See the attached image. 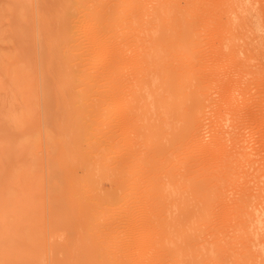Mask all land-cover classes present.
<instances>
[{
	"label": "rangeland",
	"instance_id": "rangeland-1",
	"mask_svg": "<svg viewBox=\"0 0 264 264\" xmlns=\"http://www.w3.org/2000/svg\"><path fill=\"white\" fill-rule=\"evenodd\" d=\"M49 1L0 0V213L10 218L12 212H15L17 219L26 222L22 224V239L7 242L6 238L0 237V257L15 252L29 257L28 264H34V261L40 258L44 261L42 264H75L78 260L82 263L81 259L85 254L87 257L85 261L89 258L87 261L89 262L91 256L97 253L95 251H98V247H91L94 244L91 243L94 241L92 235L102 228L106 231L108 226L103 227L101 224L108 221L112 226L120 219L116 224L124 226L123 224L130 223L129 219L132 217L124 216L125 207L130 205L129 208L138 209V205L135 204H139L136 203L138 202L136 198L141 191L131 189L132 181L143 178L137 170L146 160L149 170L147 169L144 175L148 174V182L156 185L150 184L154 186L153 189L144 184L145 190L148 191L147 193L145 191L144 195L148 194L150 197L152 190L151 193L155 197L151 196V198L157 205L154 204V207L150 206L149 209L146 207L145 211L155 216V219L152 215L151 218L157 221L153 220L156 227L155 224H151L152 221L149 226L146 224V229L138 225L140 222L136 211L137 218L136 216L134 218L139 227L137 225L129 227L130 224L125 225L126 227H118L115 224L117 227L113 225L112 228L114 230L125 228L126 232L133 228L130 230L132 233L134 228H141L137 231L144 232L145 229L148 233L149 228L152 229L153 226L155 230L162 224L172 227L169 229L166 226L165 229L168 230L163 233L164 226L162 225L164 231L160 230V226L158 229L163 234L158 235L159 237H156L158 233L154 234L156 232L154 229L150 230L155 239L150 237V233L147 237L152 238L156 245L148 242L149 238L143 239L146 245L149 243V246L147 245L149 248L144 247L142 243L146 232H140L137 239L136 236H132L136 230L131 233L132 235L130 232V235L125 232L143 244V247L137 244L142 252H138V248L134 249V246L137 247L133 245L135 240L131 237L129 238L133 241L128 237L123 238V235L127 236L126 234L120 235L123 240L128 238L127 241L132 243L126 245L130 244L129 246L134 249L132 252L133 249L129 246L128 249L123 248L126 239L121 243L120 237L121 240L117 243L121 244H115L119 245L122 252H126V257L127 255L137 257L136 253L141 252L146 253L148 259L153 258V254L159 259L161 256L157 251L162 249L161 253H158L163 255L164 258L161 259H164V264H242L243 256L246 264L251 259L248 264H264V223L251 222V219L254 220V213L261 215L260 219L264 218L262 215L264 214V0H127L120 19L114 21L111 17L108 23L118 33L124 32L126 26H129L131 44L129 49L123 52V61L125 60L123 65L130 63L129 58L132 55H139L141 60L138 64L127 66L126 71H129L131 77L126 76L124 78L128 79L118 82L122 94L117 100L109 96V99L115 100L106 101L110 102V107L106 105L103 96L101 97L104 104L101 102L100 95L98 97L94 92V86L85 80L86 75L95 77L102 70L103 65L90 66V58L85 46H71L66 38L58 34L59 25L68 20H70L68 27L72 30L76 28L74 16L79 15L77 8L72 2H65V14L62 16L60 14L62 4L58 7V0H54L51 4ZM115 1L93 0V3L97 7L102 4L112 6ZM71 54L75 55L76 61L67 68L75 74L76 79L64 81L67 83L65 88L62 86L63 80L47 72L44 58L51 57L54 63H60L62 58L67 59ZM136 79H139L140 85L143 84L144 87L133 92L139 84ZM173 88L176 91H173ZM96 103H99L97 104L99 107L94 106ZM167 104L170 109L167 108ZM83 106L88 107L90 115H81ZM96 111L99 113L95 114ZM163 113L166 115L165 118ZM119 114H125L123 118L127 116L128 122L134 121L125 124L124 128L129 125L127 131L123 127V131L120 130L122 128L116 125L115 121L109 120L110 123L114 122L111 123L114 128L106 124L105 120L108 121L110 117L116 120ZM97 115L100 117L106 115V117L103 116L102 123L97 121L92 127L97 125L102 129L101 132L104 131L106 134L109 132L107 135H102L98 127L99 130L97 131V128L95 130L96 134H99H95L94 138L90 137L91 141H89L83 128L90 125V122L95 120V116L101 122ZM129 115H132V118ZM104 118L106 123L103 122ZM190 123L195 126H190ZM194 129H196V137L190 134ZM114 130L116 133L120 131V135L123 132L126 134L119 135L121 139L119 137L116 139L114 136L116 142L122 141H118L117 144L121 143V147L116 144H114L116 147L109 146L110 143L115 142L107 139ZM180 130L185 137H181ZM178 137L182 142L178 140V143L176 140L179 139ZM125 141L129 143L131 141L134 155L137 154L133 156L134 159L130 152L128 153V148L122 147ZM197 144L199 147L195 146ZM81 147L83 150L89 147L92 153L86 151L87 158L91 157L85 160L88 162L86 167L80 165L81 162H85L79 160L83 159L79 154ZM148 155L153 157L150 158L151 156ZM109 157L115 160L111 161ZM123 157H126L125 160H122ZM199 158L201 164L199 162L197 168L195 165ZM100 164L111 168L107 167L106 170L105 166L104 169ZM117 164L122 165L123 167L118 166L124 170L116 166ZM94 170L98 173L94 174ZM93 176L95 183H101L99 184L101 189L98 185L95 189L97 193L89 192L95 195L90 196L92 194L88 195V192L87 197L80 195L79 181L83 178L89 180L88 177L92 179ZM105 177L107 181L104 180ZM213 183L214 192H221L218 191L221 189L222 194L216 193L218 196H213L210 191L202 194L200 190L192 189L193 185L196 188L198 184L211 186ZM118 186L122 190L125 187V193L129 189L134 191L132 193L129 190L131 193H126L124 200L129 198L128 195H132L130 200L120 201L121 204L124 201L123 206L117 204L115 200L117 191L114 194L115 199L113 194L107 197L116 189L121 193L122 190L117 188ZM126 186L129 188L127 189ZM156 187L160 188L157 190ZM98 189L102 192L100 193ZM102 193L101 200L108 202L111 198L114 200L110 203L115 207L114 209L112 206H105V201L102 202V206L99 205ZM157 193H160L159 196ZM141 194L138 197L140 200L137 199L139 202L143 197ZM122 195L117 194L118 197ZM133 195L136 197L133 198ZM244 196L245 200L242 202L239 198L242 199ZM92 197L95 198L90 202L92 204L89 207L88 201ZM83 198L89 199L88 201L84 199L87 204L83 203L85 202ZM82 203L88 206V211ZM93 204H96V207L101 206V212L99 207L96 208ZM161 204H164V208L159 210L158 205ZM151 207L157 211H153ZM108 209L115 212L112 213ZM80 210L81 212L85 210V214L90 210L92 212H89V216L92 213L96 216L85 217L84 212L80 213ZM200 210H202L201 214L198 213ZM102 211L105 215H102ZM164 212L166 214H163ZM80 214L84 216L81 217ZM111 214L112 217H109ZM113 214L117 215L116 218ZM125 217L126 219L128 217L127 223L124 222ZM156 217L161 218L156 219ZM87 218L89 223L92 218V220L97 219L99 223L98 225L97 220H94L99 230L94 233L88 232L90 235L86 234L87 228L91 230L87 227ZM81 219L86 223L82 225ZM107 228L109 230L110 226ZM111 229L108 232L113 230ZM25 230L29 234V240L28 236H25ZM121 230L120 232L124 233ZM120 232L115 233L119 235ZM100 233L97 234L99 237L102 235ZM106 234H103L105 239L107 236L110 237L108 233ZM141 236L142 238L139 239ZM108 237L109 240L115 239ZM98 238L95 235V241ZM161 241L164 242L160 243ZM153 245L157 248L151 247ZM93 247L96 248L94 251ZM150 247L155 249L156 253L149 251ZM114 249L116 248H112L113 251ZM164 249L167 252L164 253ZM90 250L91 256L86 255ZM128 250L136 253L133 255ZM171 250L175 254H172ZM141 255L139 260L137 257L134 262L143 260ZM125 256H122L124 260ZM129 257L127 258L130 259ZM146 257L144 255V258ZM133 258L130 259L131 261L127 259L129 264ZM92 260L88 264H94V257ZM127 261L125 260L126 263ZM134 262L131 264H135ZM147 262L146 260L144 263Z\"/></svg>",
	"mask_w": 264,
	"mask_h": 264
},
{
	"label": "bare ground",
	"instance_id": "bare-ground-1",
	"mask_svg": "<svg viewBox=\"0 0 264 264\" xmlns=\"http://www.w3.org/2000/svg\"><path fill=\"white\" fill-rule=\"evenodd\" d=\"M72 2L73 4H74V6H75V8H77V10H78V12L79 13H77V14H79L78 16H74V17H76V28L74 29V30H72V29H70L68 26H70L69 25V21L70 20H68L67 22H64L63 24H61V25H59V28H58V34H59V36L60 37H62V38H66L68 41H69V43H71V46H75V47H78V46H85V48H86V50H87V52H88V56H89V58H90V66H92V67H95L97 64H101V65H103L102 66V70H100V72L94 77H91V76H89V75H86V81L88 82V83H91L93 86H94V92H95V94L99 97V95H100V100H101V102L103 101V98L101 97V96H103L104 97V99H105V103H106V105L108 106L109 104H110V102H106L108 99H109V96L110 97H112V99H116L117 100V97H119V96H121V94H122V90H120V88L118 87V82L119 81H121V80H125V79H128L129 77H131V76H129L130 74H129V71L127 72L126 71V68L128 69V65H132V64H138L139 63V61L141 60V58H140V56L139 55H132L129 59H131L130 60V63H128L126 66L125 65H123V63L125 62V60L123 61V52L125 51V50H128L129 49V47H130V44H131V42H130V30H129V26L127 25L126 26V30L124 31V32H122V33H118L117 31H115L112 27H111V25L108 23L109 22V20H110V18L111 17H113L114 18V21H118L119 19H120V15H121V13L123 12V6H124V4H125V2L127 1V0H116L115 2H114V4L112 5V6H110V5H103L102 3V5L101 6H99V7H97V5L95 6V4L93 3V0H58L57 1V6L58 7H60V5L62 4V9H61V12H60V14L62 15V16H64L63 14H65V2ZM54 3V0H50L49 1V3L51 4V3ZM73 17V18H74ZM21 47H28V46H21ZM51 53V52H50ZM49 58V59H48ZM48 58H44V61H45V64L47 65V72L48 73H52L54 76H56L58 79H60V80H63L62 81V83H64L62 86L63 87H67L66 85H67V83H65V82H68V81H70V80H74V79H76V76H75V74H73L72 72H70L69 71V67L68 66H70V65H72V64H74L75 63V61H76V58H75V55L74 54H71L67 59L66 58H62V61L60 62V63H54V61H52L51 60V57H48ZM128 59V60H129ZM51 61V62H50ZM68 67V68H67ZM128 75H127V74ZM128 77V78H124V77ZM137 80V79H136ZM65 81V82H64ZM138 82H139V79L137 80ZM141 81V80H140ZM101 82V84H99ZM141 82H143V80L141 81ZM145 83V82H144ZM141 83L139 82V84L136 86V88H134L133 89V92H136V91H138V90H142V88L144 87V85L142 84V86L140 85ZM148 84H149V82H148ZM146 85V84H145ZM153 91V90H152ZM156 91H158V90H156ZM173 91H176V89L174 90V88H173ZM149 93H151V92H149ZM155 93V92H154ZM104 94H105V96H104ZM156 94H157V92H156ZM106 95H107V97H106ZM96 96V97H97ZM116 96V98H114ZM161 96V95H160ZM163 96V95H162ZM106 97V98H105ZM97 99V98H96ZM112 99L110 98L109 99V101H112ZM162 100V99H161ZM97 101V100H96ZM113 101H115V100H113ZM112 101V102H113ZM197 101V103H198V100H196ZM112 102H111V105H112ZM121 102V101H120ZM103 104H104V102H102ZM119 103V102H118ZM199 103H200V101H199ZM99 105V103H96V105H94L95 107L96 106H98ZM106 106V108H109L110 107V105H109V107H107ZM167 106V108L169 107L168 106V104L166 105ZM99 107V106H98ZM115 108H116V106H114ZM118 107V106H117ZM122 106H120V108H121ZM165 107V106H164ZM112 108V107H111ZM168 109H170V108H168ZM168 109H166L165 111L167 112V110ZM89 111V109H88V107H84L83 106V108H82V110L81 111H83L82 113H81V115L83 114V115H85V114H87V115H90V111L89 112H86V111ZM113 110V109H112ZM121 110V109H120ZM123 110V109H122ZM105 111V110H104ZM114 111H116V110H114ZM128 111V110H127ZM127 111H126V113H127ZM107 112H109V111H107ZM123 112V111H122ZM165 112V113H166ZM169 112V111H168ZM97 113H99V111H96V113L95 114H97ZM103 113V112H102ZM106 113V112H105ZM111 113V112H110ZM125 113V114H126ZM129 113V112H128ZM127 113V114H128ZM132 113V112H131ZM165 113H163V117L165 116L166 117V115H164ZM114 114H115V112H114ZM125 114H123V115H125ZM130 114V113H129ZM87 115H85V116H87ZM120 115V114H119ZM118 115V116H119ZM123 115H120V116H122V117H118L116 120H112L113 118H109L108 119V121L110 120V121H115V124L116 125H119L121 128L123 127H125V124H128V123H130V122H132V121H130L129 120V122L127 121V119L126 118H128L127 116H124V117H126V118H123ZM168 115V114H167ZM102 116V115H101ZM104 116V115H103ZM103 116L102 117H100V116H98L97 115V117L98 118H100L101 119V122H99L100 120L99 119H96V116H95V120H93V122H90V125H88V126H86L85 128H83V130H85V134H86V136H88V137H86L89 141H91L90 140V137L91 138H94V135L97 133L96 132V130L98 131L99 130V126H97V125H95V127H92V125H94V124H96V122L97 123H102V118H103ZM130 116V118H132V115H129ZM104 117H106V115L104 116ZM108 117V116H107ZM163 117H161V118H163ZM164 117V118H165ZM168 117V116H167ZM107 119V118H106ZM168 118H166V120H167ZM104 120H105V118L103 119V122H104ZM133 120V119H132ZM163 120V119H162ZM165 120V119H164ZM106 122H104V123H106L107 124V126L109 127H111L112 125H111V123H110V121L108 122L107 120H105ZM134 122V121H133ZM132 122V123H133ZM166 122V121H165ZM168 122V121H167ZM186 122V121H185ZM114 123V122H113ZM112 123V124H113ZM150 123V122H149ZM187 123V122H186ZM186 123H184V124H186ZM195 123V122H194ZM110 124V125H109ZM114 124V125H115ZM158 124V123H157ZM162 124V123H161ZM166 124V123H165ZM168 124H169V122H168ZM189 124V123H188ZM115 125V126H116ZM149 125V124H148ZM147 125V126H148ZM187 125V124H186ZM190 126H193V123H192V125H191V123H190ZM195 126V125H194ZM193 126V127H194ZM99 127V128H98ZM127 127H129V125L128 126H126V128ZM132 127V126H131ZM150 127H151V125H150ZM163 127V126H162ZM183 127V126H182ZM186 127V126H185ZM189 127V126H188ZM88 128H89V133L92 131V129H93V132H91L90 134L89 133H87L88 132ZM92 128V129H91ZM97 128V129H96ZM112 128H114L113 126H112ZM123 128L122 129H120V130H122L123 131ZM126 128H124V129H126ZM153 128H155V127H153ZM96 129V130H95ZM117 129H119V127H117ZM133 129V128H132ZM191 130H192V128H190ZM131 130V129H130ZM153 130V129H152ZM156 130V129H155ZM159 130V129H158ZM102 131V129L100 128V131H99V133H102V135H107L108 134V132H107V134L106 133H104V131L103 132H101ZM125 131V130H124ZM126 131H127V129H126ZM165 131V130H164ZM163 131V132H164ZM183 131L185 132V130L183 129ZM188 131V129L186 128V132ZM196 129H194V131H193V133H190V134H192L194 137H196ZM114 133H112L111 132V134L109 135V137L107 138V139H109V140H114L115 142H113V144L112 143H110L109 144V146L110 147H112V145H114V144H118L119 142H122L121 140H118L117 142H116V139H118V138H116V137H119V135H120V131H119V133H118V135H117V133L115 132V130L113 131ZM160 132V131H159ZM162 132V133H163ZM183 132V133H184ZM98 133V134H99ZM161 133V134H162ZM177 133H178V131H177ZM180 133H181V130H180ZM179 133V134H180ZM189 133V132H188ZM98 134H96V135H98ZM116 134V135H115ZM164 134V133H163ZM171 134V133H170ZM186 134V133H185ZM96 135H95V137H96ZM101 135V134H100ZM122 135H126V134H124V132L123 133H121V135L120 136H122ZM156 135V134H155ZM181 137H185V135L183 136V134L181 133ZM114 136H115V138H114ZM130 136V135H129ZM192 136V137H193ZM104 137H107V136H104ZM103 137V138H104ZM126 137V136H125ZM159 137V136H158ZM161 137V136H160ZM164 136H162V138H163ZM112 138V139H111ZM120 139H121V137H119ZM179 139H176L177 141L179 140L180 142H182L181 141V139H180V137H178ZM62 139V138H61ZM105 139V138H104ZM107 139H105V141L106 142H108L107 141ZM125 139V138H124ZM129 139V138H128ZM183 139V138H182ZM63 141H64V139H62ZM127 140V139H126ZM158 140H160V139H158ZM129 141V140H128ZM177 141H175L176 142V144H178L179 143V141H178V143H177ZM196 141V140H195ZM198 141V140H197ZM106 142H105V144H106ZM126 142V141H125ZM159 142V141H158ZM175 142H174V144H175ZM199 142V141H198ZM104 143V142H103ZM129 142H126V143H123V145H122V147L124 146V147H126V148H128V153L130 152V154H131V156H132V158L134 159V157L137 155H134V151H133V149L131 148V141H130V143L128 144ZM87 144H89V143H87ZM172 144V143H171ZM175 144V145H176ZM194 144V143H193ZM196 144V143H195ZM199 144H200V142H199ZM60 145H64V144H62V143H60ZM116 145H114L115 147H116ZM106 146V145H105ZM118 147H121V143H120V145H117ZM128 146V147H127ZM196 147L198 146V144L197 145H195ZM98 146H96V148H97ZM101 147V146H100ZM108 147V144H107V146H106V148ZM199 147V146H198ZM89 148V147H88ZM87 148V150H89L90 151V148L88 149ZM96 148L94 149L95 151H96ZM103 148V147H102ZM109 148V147H108ZM107 148V149H108ZM206 148H209V147H206ZM212 148V147H211ZM86 149L85 150H83V148L81 147L80 148V151H79V154L81 155V157H83V159H79L80 161L81 160H86V159H90L91 157H89V158H87V152H89V151H87ZM92 150H93V148H92ZM119 150V149H118ZM123 150V149H122ZM87 151V152H86ZM95 151H92V152H94L95 153ZM126 151V150H125ZM90 153H91V151H90ZM112 153V152H111ZM117 153V152H116ZM92 154V153H91ZM90 154V155H91ZM97 154H98V152H97ZM113 154V153H112ZM119 154V153H118ZM115 155V154H114ZM141 155V154H140ZM92 156V155H91ZM121 156V155H120ZM134 156V157H133ZM142 156V155H141ZM143 156H145L146 157V155H143ZM149 156H151V155H148V157ZM96 157H97V155H96ZM114 157V156H113ZM113 157H109V158H111L110 160L112 161H114L115 159H112ZM119 157V156H118ZM130 157V155H128V157L127 158H129ZM144 157V158H145ZM153 157V155L150 157V158H152ZM98 158V157H97ZM126 158V157H125ZM125 158L123 157V159L122 160H125ZM131 158V159H132ZM140 158V157H139ZM94 159V158H93ZM146 159V158H145ZM144 159V160H145ZM156 159V158H155ZM202 159H203V157H202ZM201 159V160H202ZM120 160V158L118 159V161ZM80 161H78L79 163H80ZM89 161V160H88ZM97 161V160H96ZM101 161V160H100ZM121 161V160H120ZM119 161V162H120ZM135 161V160H134ZM141 161V160H140ZM146 161V160H145ZM145 161H143V165L140 167V169L139 170H137V171H139V174H140V176L141 177H143V178H140V179H138V178H136V179H138L137 181L136 180H133L132 181V183H133V185H132V188H131V186H130V188L132 189V190H134V188H135V190L138 192V190L139 191H141V195L143 196V197H141V201H143V202H139V200H140V198H138V197H140L139 195H138V197L136 198V201H138V202H136V203H139V204H141V205H139V204H135V205H138V209H140V210H138L137 209V207H135L136 208V210L134 209V208H132V207H128V206H130V205H128L127 207H125L126 208V211H125V213H124V216H128L129 218H130V216H132L130 219H129V222L130 223H127V219H128V217H127V219H126V217H125V220H124V222L125 223H127V224H130V225H128L129 227L130 226H135V225H137L138 224V222H140L138 225H140L141 227L142 226H144L143 228H145L146 227V224H147V226H149V223H150V221H152L151 222V224L153 225V224H155L154 226L156 227V223H154V221H156V220H154L155 218V216L154 215H152V214H149V213H147L148 211H145V209H147L148 207H150V206H153L154 204H155V206L157 205V203H156V201H154V197L155 196H153L154 194H152L153 192H152V190H150L149 192H150V194H151V196H153V198H151V196L149 197L148 196V194H146L149 198H147V196L146 195H144V192L145 193H147L148 191L147 190H145V188H146V186L147 187H153V189H155L154 188V186L156 185L155 183H153L154 184V186H151L150 184H152V182L151 183H149L148 181H149V179H148V174L147 175H144L145 173V171L148 169V166H147V164L145 163ZM148 161V160H147ZM90 162V161H89ZM93 162V161H92ZM102 162H104V161H102ZM139 162V161H138ZM150 162V161H149ZM199 162H200V158H199V160L197 161V165H195V167H199V165L201 164V162H200V164H199ZM203 162H204V159H203ZM86 163H88L87 161H85V162H81V164L80 165H83V166H85L86 167ZM122 162H120V164H121ZM139 163H141V162H139ZM138 163V164H139ZM91 164V163H90ZM98 164V161H97V163H96V165ZM106 164V163H105ZM112 164H114V163H112ZM115 164H116V162H115ZM120 164H117L116 166H121V167H123L122 165H120ZM193 164H196V163H193ZM204 164V163H203ZM101 165V164H100ZM99 165V166H100ZM103 165V164H102ZM100 166V167H103L104 168V166ZM141 165V164H140ZM88 166H90L89 164H88ZM118 166V167H119ZM96 167H98V166H96ZM99 167V168H100ZM107 167H110L111 168V166H107ZM107 167L105 166V168H106V170H107ZM113 167H115L114 165H113ZM104 168V169H105ZM109 168V169H110ZM120 168V167H119ZM118 168V169H119ZM193 168V167H192ZM92 169V168H91ZM116 169V168H115ZM117 169V170H118ZM122 171L124 170V168H120ZM90 170V169H89ZM97 170V169H96ZM120 170V171H121ZM149 170V169H148ZM189 170V169H188ZM258 170V169H257ZM95 171V170H94ZM98 171H99V169H98ZM120 171H119V174H120ZM122 171H121V174H122ZM151 171V170H150ZM149 171V172H150ZM164 171H166V170H164ZM163 171V172H164ZM260 171V170H259ZM97 171H95V172H93L94 174L96 173ZM98 173V172H97ZM100 173V172H99ZM150 173H152V172H150ZM112 174V173H111ZM138 174V173H137ZM171 174V173H170ZM179 174V173H178ZM98 175H100V174H98ZM104 175H105V173L103 174V176L102 177H104ZM151 175V174H150ZM183 175V174H182ZM91 176V175H90ZM101 176V175H100ZM109 176H110V174H109ZM108 176V177H109ZM123 176V175H122ZM152 176V175H151ZM176 176H178V175H176ZM107 177V178H108ZM139 177V176H138ZM95 178V176H93V178L91 179L90 177H88V179L89 180H87V179H85V178H83L82 180H80L79 181V183H80V186H79V192H80V195H82L83 194V196L85 195V197H87V192H88V195H90V194H92V195H90V196H93V194L94 193H97L96 191L97 190H95V189H97L96 188V186H98L99 184H101V183H99V184H97V183H95L94 182V179ZM99 178V177H98ZM101 178V177H100ZM124 178V177H123ZM122 178V181L123 182H125V180ZM126 178V177H125ZM169 178V177H168ZM176 178V177H175ZM94 179V180H93ZM119 179V178H118ZM151 180H152V178H150ZM166 179H167V176H166ZM104 180H106L107 181V179H106V177H105V179ZM141 180H142V182H141ZM168 180H170V179H168ZM173 180H175V179H173ZM147 181V182H146ZM154 181V180H153ZM164 181V180H163ZM166 181V180H165ZM100 182V181H99ZM121 182V181H120ZM119 182V183H120ZM131 181H129V183H130ZM138 183V184H135V183ZM160 182V181H159ZM170 182V181H169ZM222 181L220 180V183H221ZM128 182H126V184H127ZM141 183L144 185H142L141 186ZM161 183V182H160ZM166 183H167V181H166ZM165 183V184H166ZM219 183V184H220ZM124 184V183H123ZM152 184V185H153ZM168 184V183H167ZM176 184V183H175ZM117 185V184H116ZM120 185V184H119ZM125 185V184H124ZM135 185V186H134ZM136 185H137V187H136ZM172 185H174V184H172ZM215 184L213 183V184H211V186L209 185V186H207L206 184H204V185H202V184H198V185H196L195 187L196 188H194V185L192 186L193 188L192 189H195V190H197V191H201L202 192V194H205V192L207 191V192H211L212 193V195L213 196H218V195H216V193H217V191L216 192H214L215 190V188H213L212 189V187L214 186ZM56 187L57 186H55V189H56ZM100 189H101V187H100V185L98 186ZM158 187V186H157ZM156 187V188H157ZM219 187V186H218ZM260 187H262V186H260ZM117 188H119V186L117 187ZM124 189H125V187H123ZM126 188L128 189L129 187L128 186H126ZM144 190H143V189ZM160 188V187H159ZM159 188H157V190L159 189ZM220 188V187H219ZM218 188V189H219ZM120 190H122V188L120 187L119 188ZM123 189V190H124ZM131 189H129L130 191H131ZM138 189V190H137ZM143 190V192H142V190ZM148 189V188H147ZM151 189V188H150ZM161 189H163V188H161ZM262 189V188H261ZM58 190V189H57ZM60 190V189H59ZM120 191L121 193H119V190H114L115 192L114 193H111V195L109 194L108 195V193H106V196L107 197H109V196H112V194H113V198H114V194H116V191H117V194L118 195H122L123 193H125V190L124 191ZM129 190H127L126 191V193L127 192H129V193H131ZM176 190V189H175ZM263 190V189H262ZM93 191H95L94 193H89V192H93ZM98 191H99V189H98ZM218 191H221L222 192V190L220 189V190H218ZM58 192V191H57ZM100 193L102 192V190H100L99 191ZM106 192V191H105ZM104 192V193H105ZM107 192H109V191H107ZM123 192V193H122ZM221 192H218L217 194H222ZM263 192V191H262ZM126 193L125 194H123L122 196H117V194H116V199L115 200H117V204H120L121 206H123L124 204V201H126L127 199L128 200H130L129 198H132V195L130 196V195H128L129 196V198H127L126 200H124L125 198H126ZM132 193H134V191L132 192ZM161 193V192H160ZM159 193V194H160ZM128 194V193H127ZM159 194L157 193V195L159 196ZM78 196V199L80 200L81 198H79V197H81V196ZM95 195V194H94ZM124 195H125V197H124ZM137 195V194H136ZM155 195H156V193H155ZM162 195V194H161ZM239 195V194H238ZM237 195V196H238ZM241 195V194H240ZM243 195H245V194H243ZM82 196V197H83ZM90 196H89V198H90ZM98 196V195H97ZM97 196H95V197H97ZM103 193H102V195H101V197H100V200L101 199H103ZM104 196H105V194H104ZM105 196V199L107 198ZM264 196V195H263ZM94 197V198H95ZM117 197H118V199H117ZM122 197V198H121ZM136 197V196H135ZM134 197V195H133V198H135ZM238 197H240V196H238ZM93 197H92V199H90V201H88L89 199H87V198H83V200L85 199H87V201L89 202V207H90V205L92 204V203H90L93 199H94ZM98 198V197H97ZM111 198V197H110ZM157 198V197H156ZM159 198V197H158ZM77 199V200H78ZM109 199V198H108ZM121 199V200H120ZM137 199H139V200H137ZM238 199V198H237ZM241 201L243 200H245V196H244V198L242 197V199L241 198H239ZM78 200V201H79ZM84 200V201H85ZM98 200V199H97ZM122 200H124L123 201V205L120 203V201H122ZM132 200V199H131ZM155 200H157V199H155ZM160 200V198L158 199V201ZM163 200V199H162ZM161 200V201H162ZM106 202V203H104V205L106 206H112V208L114 209L115 207H113V205H111L110 203L112 202V201H114V200H112V198L111 199H109V201L110 202H108V200H101V203L99 202V205H101V204H103L102 202ZM132 201H134V200H132ZM157 201V202H158ZM237 201H239V200H237ZM242 201V202H243ZM151 202V203H150ZM166 202V201H165ZM83 203H85V204H87V202L85 201V202H83ZM82 203V206H85L84 204ZM95 203V202H94ZM96 203H98V202H96ZM126 203V202H125ZM153 203V204H152ZM161 203H163V201L161 202ZM239 203H240V201H239ZM134 204V203H133ZM152 204V205H151ZM159 205H160V202L158 203ZM95 207H96V204H93ZM158 205V208H160L159 210H162V208H164V204H161V206H159ZM29 206V205H28ZM102 206V205H101ZM101 206H97V207H99L98 209L100 210V212H101V210L102 209H100L101 208ZM131 206H132V204H131ZM163 206V207H162ZM86 207V206H85ZM96 207V208H97ZM147 207V208H146ZM154 207V206H153ZM88 208V206L85 208V209H87ZM94 208V207H93ZM93 208H92V210H93ZM108 208V207H107ZM111 208V207H110ZM111 208V209H112ZM124 208V207H123ZM122 208V209H123ZM124 208V209H125ZM130 210H129V209ZM132 208V209H131ZM156 208V207H155ZM80 209H81V207H80ZM82 209H83V207H82ZM120 209V208H119ZM149 209V208H148ZM151 209L153 210V208L151 207ZM91 210V209H90ZM89 210V212H92V211H90ZM105 210H107V209H105ZM109 210V209H108ZM155 211H157V209H154ZM153 210V211H154ZM203 210V209H202ZM202 210H200V211H198V213L199 214H201V211ZM87 211H88V209H87ZM97 211V210H96ZM110 211V210H109ZM116 211H118V210H116ZM122 212H124L123 210H121ZM129 211L131 212V213H129ZM139 213H137V212ZM84 212V214H85V210H82V212H81V210H80V213H83ZM88 212V214H85V217H86V215L87 216H89V213ZM98 212V211H97ZM110 212H112V213H114L115 211H113V210H111ZM127 212V213H126ZM135 212V213H134ZM143 212V213H142ZM148 214H146V213ZM159 212V211H158ZM96 213V212H95ZM129 213V214H128ZM133 213V214H132ZM137 213V215H138V218H137V215H135ZM156 213V212H155ZM187 213V212H186ZM185 213V214H186ZM84 214H80V216L81 217H83L84 216ZM101 214V213H100ZM105 215V213L102 211V215ZM119 215H120V213H118ZM163 214H166L165 212L163 213ZM255 214V216H253L254 217V220L253 219H251L252 221V223L253 222H255V223H257V224H261L262 222L264 223V218H262V219H260V216L261 215H258L257 213H254ZM260 214V213H259ZM93 213L89 216L90 218L91 217H94V216H96V215H93ZM102 215H100V216H102ZM122 215V214H121ZM130 215V216H129ZM153 216V218L154 219H152L151 217ZM162 215V214H161ZM262 215H264V214H262ZM113 216H114V214H113ZM117 216V215H116ZM116 216H114L115 218H116ZM123 216V215H122ZM123 216V217H124ZM136 216V218L137 219H139L138 220V222H137V220H136V218H134ZM167 216V215H166ZM80 217V218H81ZM88 217V218H89ZM109 217H112V214H111V216H109ZM163 219L165 218V216L163 217V216H161ZM161 217H159V218H157L156 217V219H160ZM185 217H187V216H185ZM252 217V218H253ZM11 218V219H10ZM8 217L7 215H5L4 213H0V237H4V238H6V241L7 242H9V241H13V240H17V239H22L21 238V234H22V224L24 223H26V222H24V221H20L19 219H17L16 218V214H15V212H12V215H11V217ZM88 218L86 219V221L88 222ZM119 218V217H118ZM121 218V217H120ZM250 218H251V215H250ZM28 219V218H27ZM82 219H84V218H82ZM82 219H81V224L83 225L84 223H86L85 221H82ZM93 219V218H92ZM90 220V223L88 222L87 224V227H90V231H89V229L87 228V233L86 234H89L90 232L91 233H94L95 231H98L99 229H98V226H97V223H98V220L96 221L95 219V221L97 222V223H95L94 222V220ZM109 219V218H108ZM107 219V220H108ZM174 219V218H173ZM30 220V219H29ZM117 220V219H116ZM118 220H120V219H118ZM118 220L117 221H115L117 224L119 223L118 222ZM123 220V219H122ZM154 220V221H153ZM167 220H168V218H167ZM170 220V219H169ZM262 220V221H261ZM100 221V220H99ZM114 221V220H113ZM111 222L112 224L114 223V222ZM175 221V220H174ZM261 221V222H260ZM102 222V221H101ZM137 222V223H136ZM157 222V221H156ZM168 222V221H167ZM166 222V223H167ZM107 223V224H106ZM116 223H114L113 225H115ZM159 223H161V222H159ZM158 223V224H159ZM168 223H170V222H168ZM172 223V222H171ZM174 223V222H173ZM176 223H178V222H176ZM262 223V224H263ZM23 224V225H24ZM101 224V223H100ZM116 224V225H117ZM122 224H123V221H122ZM127 224H123L124 226H122L121 225V222H120V225L121 226H118V227H126L127 226ZM150 224V225H151ZM157 224V225H158ZM90 225V226H89ZM98 225H99V223H98ZM103 225V227H106L107 225L108 226H110V228H109V230H108V226L106 227V231H104V229L102 230L100 227V229H101V231H98L100 234H102L101 236L102 237H104V238H102L101 236L99 237L97 234H98V232L97 233H95L94 235H92V237L94 236V241H92V238H91V240L90 241H92L91 243H94V244H92L91 245V247L92 246H94V247H98V251H95V252H97L96 254H94V256H91V254H90V252H91V250L89 251V253H86V255L88 254L89 256H91V260L89 261V262H91V261H93L92 260V258L94 257V264H124V262H125V260L127 261V257H129L130 259L131 258H133L134 256H131V255H127V257L125 256V254H126V252L124 253V252H122V250L120 249V247H119V245L117 246V244H121V243H123L124 242V240L126 239H124L123 240V238L124 237H131V239H133V240H135L134 238H132V236H136V239L138 238L137 236L138 235H140L139 233L140 232H142V233H145V237L144 238H142V236L141 237H139V239L140 238H142V240L143 239H145L146 240V238H147V240H148V238L150 239V237H152L153 238V235H152V233L151 232H149L150 230H155V227L153 226L152 227V229H150L149 228V231H148V233H150L151 235H150V237H147L148 236V233H147V231H145V229H143L144 230V232L142 231V230H140V231H137L138 229H141V228H137V229H135L134 228V231H135V233H134V231H133V233H134V235H132L133 233L130 231V230H132V229H130L129 227H128V229H130L129 230V232H130V234L132 235V236H128L127 234H129V232H128V230H127V232L125 231L126 229L125 228H122V230H123V232L124 233H121L120 232V230L118 229H115L114 230V228H112L113 227V225L111 226V224H108V221L107 222H105L104 224L102 223L101 224V226ZM104 225H106V226H104ZM115 225V226H116ZM126 225V226H125ZM137 225V226H138ZM163 225V224H162ZM162 225H160L161 226V228H160V230H162ZM171 225V224H170ZM173 225H175V224H173ZM114 226V227H115ZM116 226V227H117ZM159 226V225H158ZM159 226V227H160ZM164 226V225H163ZM167 226V225H166ZM166 226H164V230H162V231H164L163 233H166V231L168 230L167 228V230L165 229V227ZM26 227V226H25ZM115 227V228H116ZM139 227V226H138ZM158 227V228H159ZM168 227V226H167ZM171 227H172V225H171ZM170 227V228H171ZM114 230V232H112L113 230ZM156 229L155 231L156 232H154V234L155 233H158V234H156L157 236L156 237H159L158 235H162L163 233L159 230V229ZM169 228V227H168ZM169 228V229H170ZM110 229L112 230L111 232H108V231H110ZM125 229V230H124ZM117 230V231H116ZM121 230V231H122ZM103 231V232H102ZM120 232V234L118 235L117 233H119ZM158 231V232H157ZM89 232V233H88ZM115 232H117V233H115ZM127 234H126V233ZM106 234V233H108V235L110 236V237H114L115 238V235H116V240L115 239H112V240H109V239H107V237H106V239H105V235L103 236V234ZM111 233L113 234V235H111ZM142 233H141V235H142ZM160 233V234H159ZM162 233V234H161ZM168 233V232H167ZM24 234V233H23ZM99 234V235H100ZM122 234H126L127 236H125V235H123V238L121 237L122 236ZM129 234V235H130ZM147 234V235H146ZM170 235H171V232L169 233ZM28 236V240H29V234H28V232L25 230V236ZM90 235V234H89ZM95 235H96V238H98V239H96V241H95ZM107 235V234H106ZM121 235V236H120ZM165 235V234H164ZM168 235V234H167ZM170 235H169V237H170ZM91 237V236H90ZM110 237H108V238H110ZM122 238V241H120L121 240V238ZM154 237H155V235H154ZM162 236H160V238H161ZM168 237V236H167ZM101 238V239H100ZM128 238L126 239V241L123 243V248L125 247V249H128V246L130 245V244H127L126 245V243H132L131 241H133V240H131L130 238V242L129 241H127L128 240ZM152 238L150 239V240H148V242H151V244H154V242L152 241ZM251 238V237H250ZM27 239V238H26ZM25 239V240H26ZM138 239V240H139ZM155 238H153V240H154ZM166 239V238H165ZM254 238L252 237V239L251 240H253ZM102 240H104V241H102ZM106 240H109V241H106ZM118 240L121 242H119V243H117L118 242ZM142 240H140V241H142ZM157 240V239H156ZM169 240H170V238H169ZM168 240V241H169ZM250 240V239H249ZM250 240V241H251ZM90 241H88V242H90ZM105 241L107 242V243H109L108 245H107V243L105 244ZM116 241V242H115ZM137 240H135V242H136ZM144 241V240H143ZM142 241V243H144V247L146 246V247H148L149 246V243L146 245L145 244V241L143 242ZM158 241V240H157ZM157 241H156V243H157ZM159 241H160V239H159ZM165 241V240H164ZM164 241H161L160 243H163ZM103 242H104V244H103ZM134 242V243H135ZM166 242V241H165ZM246 242V241H245ZM91 243H88V245L89 244H91ZM113 243V244H112ZM115 243H117V244H115ZM133 243V245H136L137 246V244H140L138 241H137V243L136 244H134ZM140 244L141 245V247H143V244ZM159 243V242H158ZM150 244V245H151ZM165 244V243H164ZM163 244V245H164ZM244 244V243H243ZM247 245L249 244V243H246ZM250 244H251V242H250ZM110 245V246H109ZM125 245V246H124ZM154 245H156V244H154ZM154 245L153 246H151V247H154ZM254 245V244H253ZM114 246V247H113ZM117 246V247H116ZM120 246H122V245H120ZM139 246V245H138ZM135 247L134 246V249H136V248H138V252L139 251H141V249L139 250V247ZM244 246V245H243ZM93 247V248H94ZM131 249H133V247L132 246H129ZM150 247V248H151ZM161 247V246H160ZM167 247V246H166ZM245 247V246H244ZM248 247V246H247ZM112 248H116V249H118V251L116 250V249H114V251L112 250ZM122 248V247H121ZM129 248V249H130ZM149 248V247H148ZM155 249L157 248V247H154ZM159 248V247H158ZM162 248V247H161ZM219 248H220V246H219ZM89 249H90V247H89ZM96 248H94L93 249V251L95 250ZM130 249V250H131ZM134 249H133V251L132 252H134ZM142 249H144V248H142ZM155 249L153 250V248H151L149 251H153L154 253H156L155 252ZM167 250H168V248H166ZM221 249V248H220ZM88 249H86V251H87ZM101 250H104V252H100ZM116 250V251H115ZM120 250V251H119ZM130 250H128V251H130ZM148 249H146V251H147ZM160 250V249H159ZM162 250V249H161ZM161 250L160 251H157V254L158 255H160L161 256V258H164V257H162L163 255L162 254H159L158 252H160L161 253ZM165 250V249H164ZM112 251H113V254H112ZM131 251L129 252V253H131ZM137 251V250H136ZM149 251H148V253H149ZM99 252V253H98ZM107 252V253H106ZM120 252V253H119ZM142 252V251H141ZM139 253V254H137L136 252V255H138L137 257H138V260H139V257H140V255H141V257H143V258H141V259H143V260H147L148 262V264H150V263H152L153 261V263L152 264H154V263H158V264H164V262H163V260L164 259H161V258H159L158 259V256L156 255V254H153V258H151V257H149L150 259H148L147 257H146V253ZM164 253L165 252H167L166 250L165 251H163ZM169 252V251H168ZM171 252H172V254H175V253H173V251L171 250ZM171 252H170V254H171ZM245 252V251H244ZM104 253V254H103ZM121 253H124L123 255L121 254ZM128 253V252H127ZM128 253V254H129ZM135 253H131V254H135ZM115 254H118V255H115ZM171 254V255H172ZM96 255H98V257H96ZM144 255H145V257L146 258H144ZM150 255V254H149ZM244 255V254H243ZM264 255V254H263ZM23 256V257H22ZM20 255V254H18V253H15V252H13L12 254H5V255H3V256H1L0 257V264H8V263H11V264H28V261H29V257H26V256H24V255ZM122 256H125V260H124V258H122ZM151 256V255H150ZM155 256V257H154ZM159 256V257H160ZM82 257H84V258H80L81 260H83L84 261V263H83V261H82V263H80L79 262V260L77 261L78 263H75V264H85V263H89V262H87L88 261V259L85 261V259L87 258V257H85V254L82 256ZM106 257V258H105ZM136 257V256H135ZM133 258L132 259V262L131 263H133L134 262V259L136 260L137 259V257L136 258ZM248 258H249V256H247ZM251 257H253V256H250V258ZM244 256H243V258L241 257V259H243V260H241V262L243 261V262H245V260H244ZM130 259H128V260H130ZM154 259V260H153ZM254 259V258H253ZM98 260V261H97ZM135 261L134 263L135 264H141V263H144V262H146V260L145 261H143V260H140V262L141 261H143V262H139V261ZM252 260V259H251ZM251 260L249 261L248 260V263L249 262H251ZM131 261V260H130ZM151 261V262H150ZM44 261H43V259L42 258H40V259H38V260H35L34 261V264H42ZM102 262V263H101ZM129 261H127V263L125 262V264H129L128 263ZM243 262H242V264H243ZM130 263V264H131ZM146 263V264H147ZM238 263H240V262H238ZM247 263V264H248ZM91 264V263H90ZM145 264V263H144ZM194 264V263H193ZM244 264H246V262L244 263Z\"/></svg>",
	"mask_w": 264,
	"mask_h": 264
}]
</instances>
